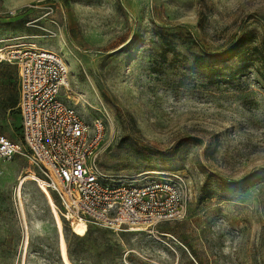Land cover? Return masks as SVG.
<instances>
[{"label": "rangeland", "instance_id": "1", "mask_svg": "<svg viewBox=\"0 0 264 264\" xmlns=\"http://www.w3.org/2000/svg\"><path fill=\"white\" fill-rule=\"evenodd\" d=\"M21 42L66 61L68 103L104 124L102 169L180 175L185 214L71 222L16 156L0 166V264H264V0H0V45ZM14 94L17 67L0 61V135L19 141Z\"/></svg>", "mask_w": 264, "mask_h": 264}, {"label": "built area", "instance_id": "2", "mask_svg": "<svg viewBox=\"0 0 264 264\" xmlns=\"http://www.w3.org/2000/svg\"><path fill=\"white\" fill-rule=\"evenodd\" d=\"M15 14V11L12 12ZM18 74L19 141L0 135V166L16 156L37 165L70 219L123 230L180 219L183 193L171 174L144 182L119 179L98 162L104 124H92L68 103L69 69L62 56L26 42L0 45V61Z\"/></svg>", "mask_w": 264, "mask_h": 264}, {"label": "trees", "instance_id": "3", "mask_svg": "<svg viewBox=\"0 0 264 264\" xmlns=\"http://www.w3.org/2000/svg\"><path fill=\"white\" fill-rule=\"evenodd\" d=\"M260 56V58L262 59V66L264 67V48L262 50H260L259 47H256L255 48ZM234 50H235V46L234 47H231L229 48L228 50L226 51H223L222 53L218 54L220 55L221 57L223 56H226L225 58L226 59H230L232 58L233 56H235L234 54ZM199 56L197 57V60H199ZM17 103H18V95H12L8 101V108L10 109V111L14 114L16 113L15 110H17L16 106H17ZM18 113V111H17ZM19 115V113H18Z\"/></svg>", "mask_w": 264, "mask_h": 264}, {"label": "bare ground", "instance_id": "4", "mask_svg": "<svg viewBox=\"0 0 264 264\" xmlns=\"http://www.w3.org/2000/svg\"><path fill=\"white\" fill-rule=\"evenodd\" d=\"M47 187H48V186H47ZM48 188H49V187H48ZM72 220H73V219H72ZM74 220H75V219H74ZM76 221H79V222H81V223H85V222H87V221H86L85 219H83V218H82V219H79V220L76 219ZM73 222H74V221H73ZM79 222H78V223H79Z\"/></svg>", "mask_w": 264, "mask_h": 264}]
</instances>
